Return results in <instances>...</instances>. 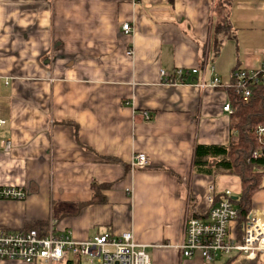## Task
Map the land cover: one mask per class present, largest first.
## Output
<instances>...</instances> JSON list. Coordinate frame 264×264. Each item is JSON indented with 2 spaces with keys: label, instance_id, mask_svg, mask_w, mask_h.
<instances>
[{
  "label": "crops",
  "instance_id": "1",
  "mask_svg": "<svg viewBox=\"0 0 264 264\" xmlns=\"http://www.w3.org/2000/svg\"><path fill=\"white\" fill-rule=\"evenodd\" d=\"M262 64L264 0H0V186L26 193L0 200V229L131 232L151 264H264L176 248L190 207L204 213L208 195L240 191L235 175L195 171L194 150L230 144L232 72ZM177 68L198 71L187 84L160 75ZM214 76L225 85H197ZM251 209H264V189Z\"/></svg>",
  "mask_w": 264,
  "mask_h": 264
},
{
  "label": "built area",
  "instance_id": "2",
  "mask_svg": "<svg viewBox=\"0 0 264 264\" xmlns=\"http://www.w3.org/2000/svg\"><path fill=\"white\" fill-rule=\"evenodd\" d=\"M124 33H130L132 27L128 22L122 25ZM214 70V69H213ZM198 71L197 68H177L170 77L164 71L160 75L168 82L179 84L192 83L188 76ZM264 82V64L253 70L236 69L232 72V80L227 88H232L244 100L251 95L253 87ZM197 85L204 87H220L225 84L217 77ZM224 110L232 112L229 104ZM144 118L149 115L144 113ZM4 120H0V124ZM260 140H264V127L258 126ZM8 144L6 149H8ZM261 154L253 152V157ZM144 154H135L132 166L142 167L146 164ZM212 191V190H211ZM222 196L215 201L212 194L206 197L207 210L198 212L190 207L184 218L183 239L176 245L182 257L199 256L205 262H211L216 256L239 252L248 259L264 254V209H251L252 215L246 216L243 224V236L240 240L230 233V224L238 217L237 207L230 199L231 191L221 192ZM26 193L23 188L0 186V200H22ZM249 214V213H248ZM21 260L24 262L43 261L47 264L65 261L67 264H151L150 256L145 248L134 241L131 232L119 236L102 233L92 237L76 240L70 232H55L50 221L47 232L40 235L34 228L23 230L0 229V260Z\"/></svg>",
  "mask_w": 264,
  "mask_h": 264
},
{
  "label": "trees",
  "instance_id": "3",
  "mask_svg": "<svg viewBox=\"0 0 264 264\" xmlns=\"http://www.w3.org/2000/svg\"><path fill=\"white\" fill-rule=\"evenodd\" d=\"M227 91L234 119L232 140L228 146L197 144L193 167L200 173L230 174L239 178L240 191L237 195H231L230 199L238 211L236 239L240 240L244 221L252 208V197L257 191L264 189V140H260L257 133L258 126L264 127V82L256 84L246 100L232 88H227ZM255 151L261 155L253 157ZM97 186L100 188L103 185L94 184L93 188ZM221 196V193L217 194L215 201ZM44 227L40 223L30 228L43 235Z\"/></svg>",
  "mask_w": 264,
  "mask_h": 264
},
{
  "label": "rangeland",
  "instance_id": "4",
  "mask_svg": "<svg viewBox=\"0 0 264 264\" xmlns=\"http://www.w3.org/2000/svg\"><path fill=\"white\" fill-rule=\"evenodd\" d=\"M220 5V3H219V1H217L216 2V6H219ZM219 10V9H218ZM232 120L234 121V119L232 118ZM218 176L219 175H215V176H213V180L214 181H217V179H218ZM234 184V180L233 179H231V180H229V184ZM232 184H231V186H232ZM235 184L237 185V182L235 181ZM231 190H232V194H234L235 192H236V189H232L231 188ZM262 257H264V256H262Z\"/></svg>",
  "mask_w": 264,
  "mask_h": 264
},
{
  "label": "water",
  "instance_id": "5",
  "mask_svg": "<svg viewBox=\"0 0 264 264\" xmlns=\"http://www.w3.org/2000/svg\"><path fill=\"white\" fill-rule=\"evenodd\" d=\"M235 198V197H234ZM252 215V211L249 212L248 216L250 217Z\"/></svg>",
  "mask_w": 264,
  "mask_h": 264
}]
</instances>
